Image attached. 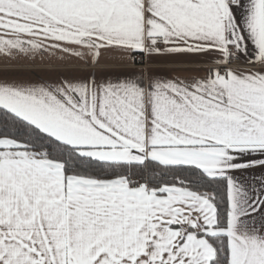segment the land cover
Returning a JSON list of instances; mask_svg holds the SVG:
<instances>
[{
	"label": "snow or ice",
	"instance_id": "obj_1",
	"mask_svg": "<svg viewBox=\"0 0 264 264\" xmlns=\"http://www.w3.org/2000/svg\"><path fill=\"white\" fill-rule=\"evenodd\" d=\"M0 64V264H264V0H0Z\"/></svg>",
	"mask_w": 264,
	"mask_h": 264
},
{
	"label": "crops",
	"instance_id": "obj_2",
	"mask_svg": "<svg viewBox=\"0 0 264 264\" xmlns=\"http://www.w3.org/2000/svg\"><path fill=\"white\" fill-rule=\"evenodd\" d=\"M55 63V62H54ZM3 65L2 64H0V67H2ZM44 67H45V65H41L40 63H39V61L37 62V65L35 66V70L36 71H38V72H42L43 71V69H44ZM138 68V67H140L139 65H132V64H129L128 65V68L129 69H131V68Z\"/></svg>",
	"mask_w": 264,
	"mask_h": 264
},
{
	"label": "built area",
	"instance_id": "obj_3",
	"mask_svg": "<svg viewBox=\"0 0 264 264\" xmlns=\"http://www.w3.org/2000/svg\"><path fill=\"white\" fill-rule=\"evenodd\" d=\"M141 57L139 55L136 56V59L139 60Z\"/></svg>",
	"mask_w": 264,
	"mask_h": 264
}]
</instances>
